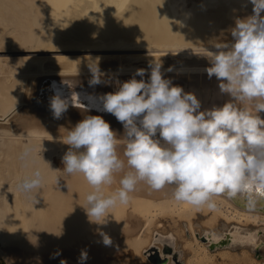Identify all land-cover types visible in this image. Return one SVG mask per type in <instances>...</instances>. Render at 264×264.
<instances>
[{"label":"bare ground","instance_id":"obj_1","mask_svg":"<svg viewBox=\"0 0 264 264\" xmlns=\"http://www.w3.org/2000/svg\"><path fill=\"white\" fill-rule=\"evenodd\" d=\"M176 1L0 0V25L4 28L0 31V262L28 264L32 259L43 262L45 253L73 261L82 250L89 254L95 247L93 244L105 246L100 233L112 240L108 251L119 244L126 250L130 248L135 256H141L152 242L161 251L164 243L173 246L178 240L186 239L187 231L192 242L182 250L185 256L191 255L186 264H261L253 256L261 244L256 242L257 228L261 227H256V223H264V212L258 210L264 206V198L257 191V185H251V190L258 194L254 206H247L239 196L232 199L217 196L213 197L217 207L210 210L206 205L196 208L177 202L171 187L154 191L140 182L130 193L127 204L118 203L108 210L106 223L95 224L89 222L84 209L86 197L94 189L83 174L69 175L62 171V157L70 147L62 141L68 130L85 116H102L119 136H123L124 129L110 113L72 105H68L60 119H55L50 102L39 95L46 87L45 78L69 79V91L75 90L69 93L83 98L108 93L116 88L111 79L135 74L137 69H146L144 77L149 78V64L160 60L165 79L173 74L187 75L178 76L172 85L194 93L200 101V111L228 102H224L222 94L220 104L217 98L220 82L215 76L202 78L207 74L205 69L211 66L203 56L208 53L184 58L190 55L189 49L177 47L180 44L205 46L206 35L200 37V44L195 37L204 23L210 24L205 13H221L228 22L221 27L228 31L225 26L232 29L236 19L252 15L253 5L249 0H194L195 3L185 6L187 9L183 7L186 10L181 12L175 6ZM12 24L15 29L9 30L8 25ZM213 28H207L211 34H214ZM97 60L106 75L100 84L93 85L89 66ZM170 67L172 71H167ZM193 74L199 80L189 77ZM47 89H50L48 84ZM54 89V96L66 102L78 100L70 97L62 85ZM98 97L87 98L88 106L101 105ZM259 115L264 118V112ZM26 146L32 151L23 157ZM117 152L125 159L122 145ZM37 169L42 174V185L34 193H38L39 200L34 205L19 185ZM130 170L125 160L124 170L114 174L110 186L103 187L105 196L120 187V179ZM145 231L150 232L149 240L143 238ZM200 232L210 236V242L227 237L230 246L213 253L205 242L198 240Z\"/></svg>","mask_w":264,"mask_h":264},{"label":"clouds","instance_id":"obj_2","mask_svg":"<svg viewBox=\"0 0 264 264\" xmlns=\"http://www.w3.org/2000/svg\"><path fill=\"white\" fill-rule=\"evenodd\" d=\"M249 2L252 15L236 19L233 41L217 43L216 52L206 49L208 54L203 55L211 65L205 69L208 77L215 76L220 92L231 97L223 106L200 111L195 94L173 86L163 77L162 62L154 60L149 64L148 81L135 78L146 73V69H137L115 92L102 97L104 111L123 125V136L99 115H87L68 130L62 142L70 147L62 157V171L83 174L94 189L84 207L90 223H106L108 210L118 203L127 204L140 182L154 191L171 187L177 202L196 208L215 209L213 197L217 196H239L247 206L255 205L258 194L246 185L264 189V118L259 115L264 112V0ZM89 70L90 83L100 84L106 73L98 60ZM67 109L60 96L51 98L55 119ZM121 145L125 159L118 156ZM31 151L26 146L23 157ZM125 160L131 170L120 179V187L105 196L103 187L110 186L114 174L124 170ZM41 185L42 174L37 169L19 189L35 205L39 200L34 193ZM100 234L104 245L111 246V238ZM80 258L86 260L87 251L82 250Z\"/></svg>","mask_w":264,"mask_h":264},{"label":"rangeland","instance_id":"obj_3","mask_svg":"<svg viewBox=\"0 0 264 264\" xmlns=\"http://www.w3.org/2000/svg\"><path fill=\"white\" fill-rule=\"evenodd\" d=\"M196 1H200V0H196ZM196 1H194V0H178V1H176L175 2V6L178 8V10H180L181 12H183V11H185L188 7H185V6H191L192 4H191V2L193 3H195ZM185 2V3H184ZM187 3V4H186ZM179 6V7H178ZM183 7H185V8H183ZM208 17H209V20H210V24L209 25H207L206 26V23H204L205 25H203L202 26V28H201V30H198V34L195 36L197 39H198V41H197V44H200L202 41H201V38L200 37H202V35H206V38L204 39V44H205V46L203 45H197V46H191L190 47V44H188V45H186L185 46V44L184 45H179L180 46V48H179V46L177 47L178 49H189L188 51L189 52H187V53H190V55H184L183 57L184 58H190V57H196L199 53H202V52H206V49H211V48H216L215 47V45L217 44V43H231L232 41H233V38H232V36L231 35H229L230 33H231V29L228 27L227 28V26H225V29H228V31L226 30H224L223 28L224 27H221V25H223L224 23H228L227 21L225 22L224 20H223V17H222V14L221 13H218V11H216V12H210V13H205ZM233 22V21H232ZM216 23V24H215ZM220 26H219V25ZM15 24H12V25H8V28H9V30H12V29H15ZM224 26V25H223ZM210 29V28H213L212 30H215L216 31V28H217V30L218 31H220V32H218V31H216V32H218L217 34H215L216 32L215 31H213V33L214 34H211V32L207 29ZM219 27H221V29L219 28ZM219 28V29H218ZM4 28H3V26L2 25H0V31H4L3 30ZM222 30V31H221ZM223 31H225V32H223ZM229 31H230V33H229ZM210 32V33H209ZM220 33H222V34H220ZM225 33H227V34H225ZM13 35H15L16 34V32H13L12 33ZM220 35V36H219ZM212 36H214V38H212ZM215 36H216V38L217 39H215ZM200 38V39H199ZM215 40V41H214ZM207 44V45H206ZM183 46V47H182ZM189 46V47H188ZM182 47V48H181ZM209 51V50H208ZM203 55V54H202ZM205 55V54H204ZM179 57H181V56H179ZM133 75L134 74H131V75H125V74H122V75H119V76H117L116 78V80H113V79H111L110 80V82L112 83V86H116V88L115 89H111L110 91H108V93L109 92H115L116 90H117V88H118V86H119V84L120 83H122V82H125V81H127V80H129V79H131L132 77H133ZM178 76H184V77H186L187 75L185 74V73H182V74H178V75H175V74H173V75H170V77H168L167 79H169V80H171V82H172V84L175 82V80L177 79V77ZM208 75L207 74H204L203 76H202V78L203 77H207ZM189 77H196V80H199V76L198 75H195V74H193L192 76L190 75ZM137 80H140V79H143V80H145V81H148L149 80V78H147V76H143V77H140V76H136L135 77ZM115 82H116V84H115ZM174 85V84H173ZM196 87H198V86H196ZM208 87V85H206V88ZM207 91H208V88H207ZM207 91H206V97L208 98V93H207ZM200 94V93H199ZM218 96H217V98H218V100H221V102H220V104H222V93L221 92H218ZM213 95V89H212V94H210V100H211V98L213 97L212 96ZM225 96H226V98H225ZM229 95H227V94H224V102L225 101H229L230 100V96L228 97ZM229 99H228V98ZM208 100H209V98H208ZM226 103V102H225ZM256 224H258L256 227H259V226H261V227H259V228H257V230H258V237L256 238V242H258V241H260L261 242V244L260 245H258L257 246V249L255 250V255H253L254 256V258L255 259H257V260H259V261H261V264H264V231H263V227H264V223L263 222H260V223H256ZM196 227H200V226H196ZM140 230V229H139ZM137 231V232H140V231ZM186 233H185V237H186V239H184L183 241H177V243H175L172 247L174 248V250H176V251H178V253H179V256H178V258H179V260H180V262L182 263V264H186V260H187V258H188V256L190 257L191 255L190 254H188V255H184L183 253H182V250L183 249H185L184 248V245L185 244H187L188 242H192V238L190 237V235L187 233V231H185ZM150 232H146L145 231V233H144V239H150V234H149ZM202 236H205V237H207V239L210 237V236H207L205 233H203V232H200V234L198 233L197 234V237H198V240L199 241H201V242H203L204 243V241H202L199 237H202ZM221 238H223V237H220V239ZM219 239H217V240H213V241H218ZM150 243V242H149ZM153 243V242H152ZM150 244V246L151 245H156L157 246V244ZM206 244H207V249L209 250V251H211V252H213V253H216V252H218L219 250H221L222 248H227L228 246H230V245H228V244H226V245H224V246H222V247H216V248H214V249H212V250H210L209 249V245H210V241H209V239H208V241H206L205 242ZM147 245V244H146ZM146 245H144V248H146ZM93 246H95V247H91L92 249H91V251H88V253L90 254V253H92V255L91 256H89V254H87V257H89L88 258V260L87 261H85V260H81V255L80 254H78V256H76L75 255V258H74V260H76L77 261V263H75V261L73 262V261H71V260H66V259H61L60 257H58V255L57 254H51V253H45V254H43V262L42 261H40V262H36V260H34L33 261V259H32V261H33V263L34 262H36V263H34V264H83L84 262V264H87V262H88V264H154V263H152V262H150L148 259H147V257L144 255V254H141V256L140 255H137V256H135L134 254H133V252H132V250L130 249V248H128L127 250L126 249H124L123 247H121V246H119V244H117V246L115 247V249H113V250H109L108 251V248H107V246H104V247H100L99 245H97V244H93ZM104 248V249H103ZM96 251H95V250ZM90 250V249H89ZM103 250V251H102ZM126 250V251H125ZM93 251V252H92ZM105 252V253H104ZM95 253V254H94ZM103 254V255H102ZM79 255H80V257H79ZM95 255V256H94ZM143 255V256H142ZM143 257H144V259H143ZM168 263L167 264H176L174 261H173V259H172V257L169 255L168 256ZM1 259V258H0ZM52 259V260H51ZM92 260V261H90V260ZM144 260V261H141V260ZM111 260V261H110ZM32 261L30 260L29 262H28V264H31L32 263ZM84 261V262H83ZM114 261V262H113ZM53 262V263H52ZM92 262V263H91ZM94 262V263H93ZM32 263V264H33ZM0 264H5V262H0Z\"/></svg>","mask_w":264,"mask_h":264},{"label":"water","instance_id":"obj_4","mask_svg":"<svg viewBox=\"0 0 264 264\" xmlns=\"http://www.w3.org/2000/svg\"><path fill=\"white\" fill-rule=\"evenodd\" d=\"M43 81L46 84V87L44 90H41L39 95H41V98H44L45 100L50 102L51 98L55 95V92H54L55 89L53 86L57 87V85H59L60 83L62 84L63 80H59L56 78H45ZM47 84H48V87L50 89H47ZM76 98L78 99L77 101L72 102L70 100L67 102V104L72 105V106L83 107V108H91V109H93L99 113H107L104 111L103 106H101V105L89 107L88 106L89 100H87L86 98H84V99L83 98L79 99V97H76ZM120 125L123 128V125L121 123H120ZM256 187H257V189L260 188L258 185ZM244 203L247 204V202L245 200H244ZM258 210L264 212V206L260 207ZM199 238L204 242L208 241L207 237H205V236H202ZM227 240H228V238L225 237V238L219 239L218 241H211L210 245H209V249L212 250L216 247H222V246L226 245ZM142 253L147 257V259L150 262H152L154 264H167L168 259H169L168 258L169 255L172 257L173 261L176 264H182L178 258V256H179L178 251L174 250V248L168 243H164L162 245L161 251L158 249V247L156 245H151L150 247L146 248Z\"/></svg>","mask_w":264,"mask_h":264},{"label":"snow or ice","instance_id":"obj_5","mask_svg":"<svg viewBox=\"0 0 264 264\" xmlns=\"http://www.w3.org/2000/svg\"><path fill=\"white\" fill-rule=\"evenodd\" d=\"M246 188L251 189V185H246ZM257 191L259 192L261 197H264V189L258 188Z\"/></svg>","mask_w":264,"mask_h":264},{"label":"flooded vegetation","instance_id":"obj_6","mask_svg":"<svg viewBox=\"0 0 264 264\" xmlns=\"http://www.w3.org/2000/svg\"><path fill=\"white\" fill-rule=\"evenodd\" d=\"M230 241L229 240H227V242H226V244H228Z\"/></svg>","mask_w":264,"mask_h":264}]
</instances>
